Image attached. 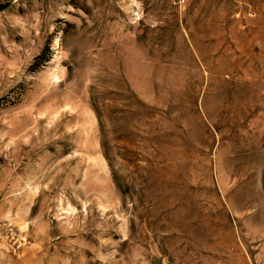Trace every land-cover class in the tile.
Segmentation results:
<instances>
[{
    "label": "rangeland",
    "instance_id": "374dc122",
    "mask_svg": "<svg viewBox=\"0 0 264 264\" xmlns=\"http://www.w3.org/2000/svg\"><path fill=\"white\" fill-rule=\"evenodd\" d=\"M264 264V0H0V264Z\"/></svg>",
    "mask_w": 264,
    "mask_h": 264
},
{
    "label": "bare ground",
    "instance_id": "6f19581e",
    "mask_svg": "<svg viewBox=\"0 0 264 264\" xmlns=\"http://www.w3.org/2000/svg\"><path fill=\"white\" fill-rule=\"evenodd\" d=\"M25 262H27V264H35V263H33L32 260L29 259V258H28V260H26Z\"/></svg>",
    "mask_w": 264,
    "mask_h": 264
}]
</instances>
